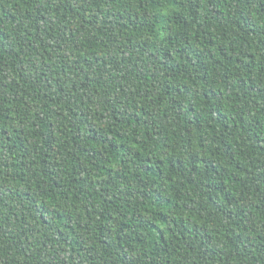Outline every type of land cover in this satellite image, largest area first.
<instances>
[{
    "label": "trees",
    "instance_id": "16d2710c",
    "mask_svg": "<svg viewBox=\"0 0 264 264\" xmlns=\"http://www.w3.org/2000/svg\"><path fill=\"white\" fill-rule=\"evenodd\" d=\"M0 264H264V0H0Z\"/></svg>",
    "mask_w": 264,
    "mask_h": 264
}]
</instances>
